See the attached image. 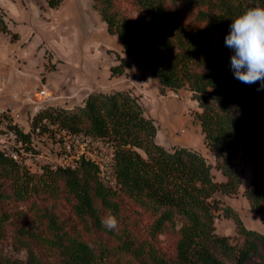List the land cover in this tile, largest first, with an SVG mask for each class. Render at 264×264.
Segmentation results:
<instances>
[{"label":"trees","instance_id":"trees-1","mask_svg":"<svg viewBox=\"0 0 264 264\" xmlns=\"http://www.w3.org/2000/svg\"><path fill=\"white\" fill-rule=\"evenodd\" d=\"M62 2L46 0V6L57 9ZM91 4L107 33L118 37L156 79L161 94L183 88L191 93L200 109L196 118L204 143L215 153L225 182L214 181L210 165L196 151L156 144L154 122L129 92H93L82 107L47 108L34 122L46 119L72 133L111 142L117 189L101 184L90 162L81 161L74 170L45 169L35 177L0 155V243L10 239L26 248L24 264H41L30 245L41 246L64 264H264V235L245 228L236 214L226 216L233 218L241 243H231L214 227V196L235 195L241 184L233 164L240 150L254 169L246 197L251 211L264 219V88L259 81L248 85L234 77V53L224 42L231 20L249 7H264V0ZM0 35L19 40L1 10ZM116 60L112 77L128 67L122 57ZM44 198H61L72 218L58 223L55 204H45ZM21 205L27 209L23 216L17 215ZM109 210L118 221L114 230L101 223ZM90 226L114 237L116 246L95 249L80 233ZM0 264L19 263L0 250Z\"/></svg>","mask_w":264,"mask_h":264},{"label":"rangeland","instance_id":"rangeland-1","mask_svg":"<svg viewBox=\"0 0 264 264\" xmlns=\"http://www.w3.org/2000/svg\"><path fill=\"white\" fill-rule=\"evenodd\" d=\"M0 10L11 31L19 35L16 42L0 35V108L15 109L22 131L31 128L33 118L44 109L73 110L82 107L90 93L127 91L154 122L156 144L165 150L183 147L196 151L210 165L214 181L225 182L216 168L215 153L204 143L196 118L200 109L191 93L183 88L161 94L158 82L143 69L140 59L124 50L118 37L107 33L91 0H63L57 9H49L46 0H0ZM117 55L128 67L122 75L112 77L110 68L118 65ZM43 86L48 90L45 100L37 93ZM233 164L241 184L235 195L214 196L218 201L214 227L218 235L228 237L231 243H241L233 218L226 215L236 214L245 228L263 235L264 219L251 211L245 194L254 180L251 159L240 150ZM33 165L32 170L21 168V171L38 177L47 169L34 161ZM44 200L45 204H55L58 223L65 217L72 218L66 204L59 201L61 198ZM17 211L21 216L27 213L24 205L18 206ZM80 233L97 250L116 246L114 237L93 226ZM162 245L170 250L168 241L164 240ZM30 247L41 264H64L63 259L45 252L41 246ZM0 250L15 263L24 264L28 260L27 249L15 246L10 239L1 241Z\"/></svg>","mask_w":264,"mask_h":264},{"label":"built area","instance_id":"built-area-1","mask_svg":"<svg viewBox=\"0 0 264 264\" xmlns=\"http://www.w3.org/2000/svg\"><path fill=\"white\" fill-rule=\"evenodd\" d=\"M47 92L43 86L37 93L45 100ZM12 98L17 100L16 96ZM34 118L31 128L22 131L15 109L0 108L1 156L27 170H32L33 161L53 171L74 170L81 161L90 162L97 169L100 183L109 189H117L115 148L111 142L83 133H72L46 119L34 122Z\"/></svg>","mask_w":264,"mask_h":264},{"label":"clouds","instance_id":"clouds-1","mask_svg":"<svg viewBox=\"0 0 264 264\" xmlns=\"http://www.w3.org/2000/svg\"><path fill=\"white\" fill-rule=\"evenodd\" d=\"M231 21L224 42L234 53L230 58L233 75L248 85L259 81L264 88V7H249ZM101 223L108 230L118 227L110 210Z\"/></svg>","mask_w":264,"mask_h":264}]
</instances>
